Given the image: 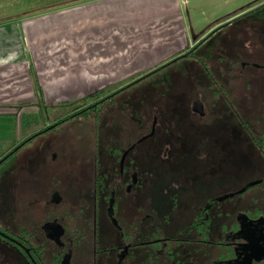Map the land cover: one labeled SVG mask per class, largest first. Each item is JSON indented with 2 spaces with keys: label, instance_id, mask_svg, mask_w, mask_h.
Returning <instances> with one entry per match:
<instances>
[{
  "label": "rangeland",
  "instance_id": "374dc122",
  "mask_svg": "<svg viewBox=\"0 0 264 264\" xmlns=\"http://www.w3.org/2000/svg\"><path fill=\"white\" fill-rule=\"evenodd\" d=\"M63 1L66 0H0V59L6 55L2 48L8 47V43L12 47L18 40H14L7 26L24 20L31 28L28 37L22 39L25 55L14 53L9 59L13 62H0V158L29 134L48 126L55 113L70 110L76 105V101L70 105L72 101L125 86L153 67L168 63L174 54L164 57L176 47L177 51L193 49L186 59L122 91L112 103H107L98 121L63 124L16 150L0 165V227L9 224L10 229L16 230L20 221H45L52 197V205L79 203L94 173L85 156L87 139L100 140L98 145L108 147L109 141L126 139L127 127L133 118H141L144 125H149L148 110L153 103L189 109L191 104H196L192 102L195 100H200L210 123L202 122V128L192 134L196 145L190 146L192 152L187 157L173 160L167 156L161 166L155 167L158 182L154 188L160 191L156 198L158 205L154 207L158 212L156 217L165 216L166 233L177 234L190 221L197 205L205 207V197L215 200L222 195L213 204V209L220 213L218 222L230 223L239 214L264 213V157L246 141L236 123L227 125L230 118L236 122L244 115L258 132L263 120L260 111L264 90H244L259 86L264 76L256 74L255 82L249 83L252 80L241 81L226 75L234 70L232 61L249 60L253 54L256 58L257 53L259 59H264V38L257 31L264 30V0H177L180 8L177 25L172 19L166 22L171 38L151 45L132 42L127 51L108 62L109 74L98 78H93L96 76L93 71L84 75L87 61L63 64V57L56 60L51 57L59 48L67 50L71 45L66 34L52 32L51 16L41 18L37 14L48 12ZM78 53L77 57H85L83 49ZM25 56L26 60H22ZM204 67L226 94L211 100L200 88L206 78ZM212 110L225 112L217 117ZM183 129L179 126L176 131ZM139 149L144 152L137 167L139 174L143 169L154 168L152 158L156 163L163 158L158 141H144ZM259 181L263 182L261 186L251 188L243 196L226 199ZM165 201L173 203L164 206ZM99 224L108 233V242L119 237L103 208L99 212ZM207 249L210 248L204 251ZM81 253L86 255L89 251ZM201 255L192 258V262L207 264L202 262ZM10 257L4 252L0 259Z\"/></svg>",
  "mask_w": 264,
  "mask_h": 264
},
{
  "label": "flooded vegetation",
  "instance_id": "af4514ba",
  "mask_svg": "<svg viewBox=\"0 0 264 264\" xmlns=\"http://www.w3.org/2000/svg\"><path fill=\"white\" fill-rule=\"evenodd\" d=\"M257 11L259 10L254 12ZM257 31L263 39L264 30ZM192 49L177 52L168 63L164 64V62V65L153 67L125 86L105 89V93L100 96L89 95L88 97L93 98L87 104H76L68 111L55 113L48 126L33 133L35 137L30 139L27 136L7 151L0 158V165L24 144L41 134L54 131L63 124L98 121L102 118L107 103H112L122 91L186 59ZM254 55H250L247 58L249 60L232 61L234 70L227 73V77L239 78L241 81L250 79L252 80L249 81L250 83L255 82L256 74L264 76V59H259L258 53L256 58H253ZM245 68L252 70L247 71ZM204 70L206 78L200 88H203L209 99H217L219 94H226V90L214 81L205 67ZM259 84L251 90L244 91H255V88L263 91L264 80ZM103 90L100 89L99 92ZM75 101L77 103L79 99L71 103ZM192 102L196 104H191L189 109H175L168 105L160 106L153 103L148 110L151 119L149 125H144L141 118H133L132 124L127 127L126 139L109 141L111 143L108 147L98 145L100 140L87 139L88 149L85 156L94 170L87 190L88 194H83L78 200L79 203L65 206L61 202L52 205L54 200L53 197L50 198L45 221H20L16 230L10 229L9 224H3L0 227V243L3 246L0 250V258L4 252L11 257L8 260L0 259V262L6 264H194L192 258L194 260L195 256L202 254L201 260L206 261L207 264H263L264 213L256 216L239 214L230 223L218 222L220 213L217 209H213V204L218 203L222 195L215 200L210 198L211 196L205 197L207 200L205 207L201 208L197 205L190 221L177 234L168 235L165 230V225H168L165 216L156 217L158 212L154 211V207L158 205L156 198L160 195V191L154 188L155 183L158 182L155 178V167L161 166L167 156L173 160L187 157L192 152L190 146L196 145L192 134L202 128V122L210 123L205 117L200 100ZM261 107L260 115L263 120L258 127L259 130L257 129L258 132L253 129L255 127H251V123L244 115L235 122L227 114L230 118L227 125L236 123L240 132L245 135L246 141L264 157V104ZM223 112L225 111L212 110L215 116ZM255 123L259 124L257 121ZM179 126L185 129L176 131ZM147 140H151L152 143L160 142L163 158L157 160V163L152 158L154 168L150 171L143 169L139 174L137 167L139 168L144 153L139 146ZM181 145L183 146L180 147ZM153 151L152 155H154ZM262 184L263 182L259 181L245 186L226 199L243 196L251 188ZM162 192L166 196L165 190ZM167 202H164V206L170 203ZM150 207L153 208L152 211ZM102 208L112 229L119 232V237L110 242L106 240L108 233L103 232L99 224V212ZM198 247L210 249L205 251L203 249V252L199 251ZM87 251L89 254L81 253Z\"/></svg>",
  "mask_w": 264,
  "mask_h": 264
},
{
  "label": "crops",
  "instance_id": "0c3cea01",
  "mask_svg": "<svg viewBox=\"0 0 264 264\" xmlns=\"http://www.w3.org/2000/svg\"><path fill=\"white\" fill-rule=\"evenodd\" d=\"M59 4L48 12L37 14L41 18L51 16L52 32L66 34L71 45L67 50L59 48L51 57L55 60L63 57V64L87 61L84 75L88 76L93 71L96 75L93 78L106 77L109 74L106 68L108 62L127 51L132 42H150L151 45L158 40L164 42L171 38L166 22L172 19L177 25L176 21L180 18L177 0H66ZM7 27L14 34V40H18L14 41L12 47L8 43V47L2 48L6 54L0 59L3 64L13 62L9 59L15 56L14 53L25 55L23 40L31 31L24 20ZM177 48L170 50L164 59L179 52ZM81 49L85 57H77Z\"/></svg>",
  "mask_w": 264,
  "mask_h": 264
},
{
  "label": "trees",
  "instance_id": "16d2710c",
  "mask_svg": "<svg viewBox=\"0 0 264 264\" xmlns=\"http://www.w3.org/2000/svg\"><path fill=\"white\" fill-rule=\"evenodd\" d=\"M95 96H98V95H95V94H93V97H95ZM93 97H88V96H86V97H83L82 99H80L77 103L75 102V104H82V105H84V104H87L89 101H91L90 99H92ZM87 102V103H86ZM64 103H66V102H64ZM73 103H71L70 105H72ZM81 106V105H80ZM33 137H35V136H33V134H29L28 135V138H30V139H32ZM24 140V139H23Z\"/></svg>",
  "mask_w": 264,
  "mask_h": 264
}]
</instances>
